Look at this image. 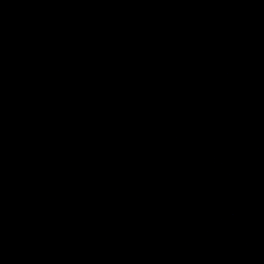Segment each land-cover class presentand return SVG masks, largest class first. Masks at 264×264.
Listing matches in <instances>:
<instances>
[{"label": "water", "instance_id": "obj_1", "mask_svg": "<svg viewBox=\"0 0 264 264\" xmlns=\"http://www.w3.org/2000/svg\"><path fill=\"white\" fill-rule=\"evenodd\" d=\"M0 264H264V0H0Z\"/></svg>", "mask_w": 264, "mask_h": 264}]
</instances>
